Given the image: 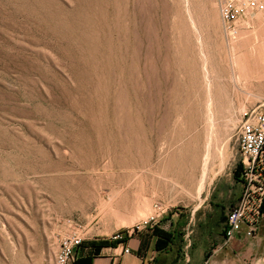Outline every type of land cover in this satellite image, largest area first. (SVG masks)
<instances>
[{
	"label": "rangeland",
	"instance_id": "obj_1",
	"mask_svg": "<svg viewBox=\"0 0 264 264\" xmlns=\"http://www.w3.org/2000/svg\"><path fill=\"white\" fill-rule=\"evenodd\" d=\"M221 4L0 0V264H56L62 237L152 215L179 257L228 213L243 112L264 106V12L232 38Z\"/></svg>",
	"mask_w": 264,
	"mask_h": 264
},
{
	"label": "crops",
	"instance_id": "obj_2",
	"mask_svg": "<svg viewBox=\"0 0 264 264\" xmlns=\"http://www.w3.org/2000/svg\"><path fill=\"white\" fill-rule=\"evenodd\" d=\"M240 193L238 179L231 192V203L239 198ZM214 212L211 208V215ZM226 215L220 218L215 228L207 227V234L194 244L192 251L184 246L186 250L179 257V248H175L173 238L175 225L172 218H164L131 234L123 233L111 242L104 240L79 246L75 264H198L204 260L210 264H264V217L254 237H247L242 231L226 242ZM185 239L186 234H183L181 240ZM126 246L130 249L129 253L123 252Z\"/></svg>",
	"mask_w": 264,
	"mask_h": 264
},
{
	"label": "built area",
	"instance_id": "obj_3",
	"mask_svg": "<svg viewBox=\"0 0 264 264\" xmlns=\"http://www.w3.org/2000/svg\"><path fill=\"white\" fill-rule=\"evenodd\" d=\"M256 12H264V0H222L221 14L227 35L232 38L238 35L241 20ZM238 149L241 154V193L226 215V242L242 231L245 236L254 237L264 217V106L243 112ZM156 210L158 215L164 211L160 206H156ZM156 216H150L144 223H153ZM140 227L136 225V230ZM133 232L134 228L127 231L128 234ZM83 242L84 236L77 232L62 237L55 254L56 264H75L76 250ZM123 252L129 253L130 249L126 246ZM198 264L210 263L204 260Z\"/></svg>",
	"mask_w": 264,
	"mask_h": 264
},
{
	"label": "bare ground",
	"instance_id": "obj_4",
	"mask_svg": "<svg viewBox=\"0 0 264 264\" xmlns=\"http://www.w3.org/2000/svg\"><path fill=\"white\" fill-rule=\"evenodd\" d=\"M258 13V12H257ZM241 32V31H240ZM239 32V33H240ZM240 35V34H239ZM261 70V69H260ZM262 71V70H261ZM261 71H259V72H261ZM262 75V74H261ZM260 75V76H261ZM211 94V93H210ZM208 96V95H207ZM206 107H208V109H207V113H209V118H210V120H211V122L213 123V121L212 120H214V115H215V113L216 112H218V110L216 109V108H214V102H213V99H212V97L209 95V97H208V100H207V106ZM208 119V118H207ZM209 121V120H208ZM225 121V120H224ZM210 122V121H209ZM233 121L231 120V119H229V121L227 122V123H225V126H224V132L226 133V134H228L229 133V130H230V126H231V123H232ZM210 135H212V134H210ZM213 136H215V135H213ZM221 137V136H220ZM230 137V136H229ZM209 139V138H208ZM210 140V139H209ZM225 147H226V145H228L227 144V140H225ZM223 146V147H224ZM214 147V146H213ZM224 147V148H225ZM228 147V146H227ZM212 150V149H211ZM208 152V151H207ZM207 152L205 153V154H207ZM224 153V152H223ZM223 153H222V155H223ZM225 154V153H224ZM225 159V158H224ZM205 163V162H204ZM204 178H205V176H204ZM205 181V180H204ZM203 181V182H204ZM203 184V183H202Z\"/></svg>",
	"mask_w": 264,
	"mask_h": 264
}]
</instances>
